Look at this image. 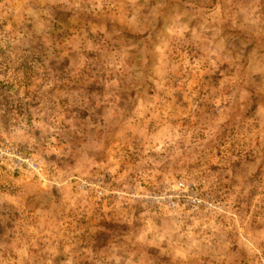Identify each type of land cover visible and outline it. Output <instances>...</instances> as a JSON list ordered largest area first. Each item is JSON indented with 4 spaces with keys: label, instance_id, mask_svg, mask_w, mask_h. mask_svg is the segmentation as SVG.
Instances as JSON below:
<instances>
[{
    "label": "rangeland",
    "instance_id": "obj_1",
    "mask_svg": "<svg viewBox=\"0 0 264 264\" xmlns=\"http://www.w3.org/2000/svg\"><path fill=\"white\" fill-rule=\"evenodd\" d=\"M0 144V264H264V0H0Z\"/></svg>",
    "mask_w": 264,
    "mask_h": 264
},
{
    "label": "built area",
    "instance_id": "obj_2",
    "mask_svg": "<svg viewBox=\"0 0 264 264\" xmlns=\"http://www.w3.org/2000/svg\"><path fill=\"white\" fill-rule=\"evenodd\" d=\"M6 161L7 163L9 161L11 162L14 171L20 170L21 166L28 169H33L36 166V163L33 160L27 158L24 159L16 148L0 144V175L1 169L5 167ZM184 186L183 183H178L179 188H183Z\"/></svg>",
    "mask_w": 264,
    "mask_h": 264
}]
</instances>
